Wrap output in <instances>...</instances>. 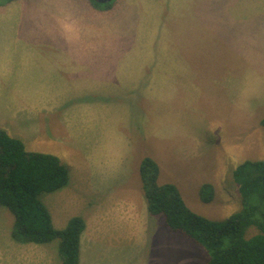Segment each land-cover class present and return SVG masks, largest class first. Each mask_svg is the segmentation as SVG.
Returning a JSON list of instances; mask_svg holds the SVG:
<instances>
[{"label": "rangeland", "instance_id": "1", "mask_svg": "<svg viewBox=\"0 0 264 264\" xmlns=\"http://www.w3.org/2000/svg\"><path fill=\"white\" fill-rule=\"evenodd\" d=\"M160 1L21 0L13 11H0V130L28 151L58 156L68 169L69 184L38 199L57 229L77 216L89 223L81 264L209 261L197 244L170 231L164 216L142 212L143 158L158 162L160 184H175L191 210L217 221L241 209L236 167L264 161L263 84L226 83L218 74L224 67L215 75L213 67L193 64L201 58L162 47L153 27ZM33 29L38 47L28 37ZM22 60L31 63L25 82L14 76ZM68 60H82L76 74H93L101 63L98 79H70ZM204 186L212 189L209 201ZM140 224L137 235L127 229ZM98 226L103 232L91 245ZM13 230V214L0 205V252H18L10 253L11 264H63L59 240L23 244Z\"/></svg>", "mask_w": 264, "mask_h": 264}, {"label": "trees", "instance_id": "2", "mask_svg": "<svg viewBox=\"0 0 264 264\" xmlns=\"http://www.w3.org/2000/svg\"><path fill=\"white\" fill-rule=\"evenodd\" d=\"M139 174L149 213L164 216L170 231L197 244L209 255L207 264H264L263 160L244 161L233 171L241 209L224 221L191 210L175 184H160L161 168L154 158H143ZM68 184L69 171L58 156L28 151L22 140L0 130V205L14 216L13 238L23 244L59 240L63 264H79L85 220L77 216L64 229H57L38 199ZM211 196L212 189L204 186L203 199L209 201ZM250 230L256 233L250 236Z\"/></svg>", "mask_w": 264, "mask_h": 264}, {"label": "crops", "instance_id": "3", "mask_svg": "<svg viewBox=\"0 0 264 264\" xmlns=\"http://www.w3.org/2000/svg\"><path fill=\"white\" fill-rule=\"evenodd\" d=\"M19 1L21 0L0 6V11H13L12 4ZM146 7L150 5L146 3ZM90 8L92 12L102 17L106 14L105 11L100 12L93 6ZM159 9V26L153 27L161 34L162 47L175 48L184 58L188 56L186 59L191 58L192 61L201 58V62H193V64L213 67L212 72L215 75H217L215 67H224L218 74L226 83H249L250 86L255 87L262 83L264 86V0H161ZM110 29L116 30L114 26ZM34 31L35 29L28 32V37L38 47L39 42L35 41L37 39ZM33 53H35L34 50ZM91 57L97 60L93 53ZM8 60V66H13L14 60ZM82 60H68L73 68L70 79L79 81L98 79L97 73L100 71L101 63H98L97 70L93 74L85 69L76 74L77 65ZM183 62L189 63L186 60ZM19 65L20 69L14 76L17 81L25 82L28 75L27 69L31 63L22 60ZM2 66L3 63L0 64V72ZM0 75L3 74L0 73ZM242 96L252 97L248 93ZM145 208L146 211L142 212H149L148 207L145 206ZM115 220L122 223L128 222L118 218ZM53 222L56 225L55 220ZM68 222L69 220H66L63 226H67ZM88 228L89 223L86 222V229L81 238L80 258L85 256L84 234L89 230ZM95 228L91 229L94 232L93 236H90L91 245L99 240V235L103 232L100 226ZM127 229L137 235L142 232L143 227L140 224L139 227L127 226ZM10 253L18 252H0L1 264L5 263V257L7 258L8 254L7 264H11Z\"/></svg>", "mask_w": 264, "mask_h": 264}, {"label": "flooded vegetation", "instance_id": "4", "mask_svg": "<svg viewBox=\"0 0 264 264\" xmlns=\"http://www.w3.org/2000/svg\"><path fill=\"white\" fill-rule=\"evenodd\" d=\"M4 1H17V0H0V3H3ZM90 1L92 4L98 5V6H105L108 4H111L114 0H88ZM9 2L5 3L4 5L8 4ZM11 3V2H10ZM2 6V5H0Z\"/></svg>", "mask_w": 264, "mask_h": 264}, {"label": "water", "instance_id": "5", "mask_svg": "<svg viewBox=\"0 0 264 264\" xmlns=\"http://www.w3.org/2000/svg\"><path fill=\"white\" fill-rule=\"evenodd\" d=\"M109 1H111V0H109Z\"/></svg>", "mask_w": 264, "mask_h": 264}]
</instances>
